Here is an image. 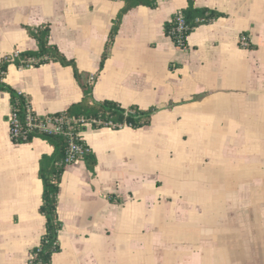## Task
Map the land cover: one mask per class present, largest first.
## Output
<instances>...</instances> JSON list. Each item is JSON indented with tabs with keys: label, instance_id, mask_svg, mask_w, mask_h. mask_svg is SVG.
I'll return each mask as SVG.
<instances>
[{
	"label": "crops",
	"instance_id": "1",
	"mask_svg": "<svg viewBox=\"0 0 264 264\" xmlns=\"http://www.w3.org/2000/svg\"><path fill=\"white\" fill-rule=\"evenodd\" d=\"M221 15L185 46L165 30L187 0L124 14L122 0H0V61L35 50L28 27L91 76L92 98L156 109L148 126L81 132L96 157L67 164L51 264H264V0H194ZM95 76V78H92ZM1 82L39 116L83 98L71 66H10ZM0 91V264H27L45 231L39 160L45 140L15 142Z\"/></svg>",
	"mask_w": 264,
	"mask_h": 264
},
{
	"label": "trees",
	"instance_id": "2",
	"mask_svg": "<svg viewBox=\"0 0 264 264\" xmlns=\"http://www.w3.org/2000/svg\"><path fill=\"white\" fill-rule=\"evenodd\" d=\"M123 7L120 9L117 20L114 22L110 38L106 44L105 51L102 55L100 69L103 67L104 61L108 56L109 49L118 32L119 23L124 14L137 6L145 5L153 7L157 0H122ZM188 7L183 11L186 24L188 26L186 35L196 26L208 23L218 18L221 13L208 8L195 7L194 0H187ZM174 26L166 24L165 30L170 34ZM29 35L36 41L37 48L35 50L21 51L17 55L8 56L0 61V91H6L10 94L12 109L16 111L20 118H24L27 112L29 102L27 98L17 93L10 86L1 82L2 77L8 71L9 67L14 65L18 68L24 67L29 59H35L34 66L57 61L62 65L71 66L77 80L80 82L83 89V98L81 101L70 105L63 114L66 118L76 121L78 128L83 130L86 123H90L93 128H100L105 124L112 123L114 129L129 126L132 128H142L148 126L151 121L152 113L156 110L140 109L137 106L128 108L122 107L116 101L103 100L95 101L92 98V82L89 81L91 76L81 73L74 60L67 59L64 54L53 44L50 43V26L43 24L34 28H27ZM172 36V35H171ZM172 39L175 42L174 36ZM176 43V42H175ZM95 78V76H92ZM41 138L50 144L53 148L51 154H44L39 160L38 176L42 181V203L39 206V213L45 218V231L40 238L39 244L33 248L36 253V264H51L54 253L58 252L59 241L58 233L62 228V222L57 213L58 195L60 191V183L65 171L67 163H65L67 151V137L63 134H49L33 132L30 133L27 139H15V142H29L34 138ZM83 159L91 172H94L96 157L88 151L84 152L80 157Z\"/></svg>",
	"mask_w": 264,
	"mask_h": 264
},
{
	"label": "built area",
	"instance_id": "3",
	"mask_svg": "<svg viewBox=\"0 0 264 264\" xmlns=\"http://www.w3.org/2000/svg\"><path fill=\"white\" fill-rule=\"evenodd\" d=\"M187 29L188 26L184 18V13L182 10H179L174 15V26L170 34L174 36L176 44L180 47L185 46ZM35 63V59H29L23 68L33 67ZM8 121L9 134L13 141L19 138L25 140L33 132L65 135L68 141L65 158V163L67 164L77 161L84 152L88 151V147L82 139V130L78 128L76 121L66 118L63 114L39 116L29 105L27 106V112L23 119L12 109ZM105 126L113 129L115 127L111 122L105 124ZM35 258L36 253L32 249L29 253L27 264H36Z\"/></svg>",
	"mask_w": 264,
	"mask_h": 264
}]
</instances>
